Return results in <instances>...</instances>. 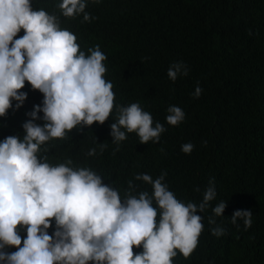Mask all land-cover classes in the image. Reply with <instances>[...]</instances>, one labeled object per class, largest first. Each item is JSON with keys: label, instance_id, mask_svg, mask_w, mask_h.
I'll list each match as a JSON object with an SVG mask.
<instances>
[{"label": "trees", "instance_id": "obj_1", "mask_svg": "<svg viewBox=\"0 0 264 264\" xmlns=\"http://www.w3.org/2000/svg\"><path fill=\"white\" fill-rule=\"evenodd\" d=\"M61 2L30 0L31 7L63 20L60 27L75 34L80 51L89 55V48L99 46L114 108L103 124L77 126L65 138L41 145L38 157L46 156L52 166L71 160L67 166L92 170L122 200L129 192L137 198L144 191L152 194L150 184L135 179L138 174L155 180L165 173L162 183L185 205L201 203L213 181L215 198L196 213L204 225L198 244L187 258L177 251L172 264H264V0H82L89 21L84 13L64 17L57 7ZM176 62L186 65L188 75L172 81L167 70ZM19 91L26 99L19 109L12 101L0 117L1 140L25 134L27 114L42 106L43 95L27 82ZM132 103L152 115L153 126L159 122L166 130L157 143L140 144L135 132L121 129L127 138L117 151L110 125L117 119L116 106ZM173 105L185 113L176 126L166 122ZM37 115L41 119L34 122L42 126L43 113ZM187 143L194 147L185 154L181 148ZM221 201L224 212L214 216ZM237 210H251L247 230L242 220L231 223ZM215 227L224 234L212 235ZM54 230L53 219L47 232ZM18 231L23 242L26 228ZM142 251L133 248L134 254Z\"/></svg>", "mask_w": 264, "mask_h": 264}, {"label": "clouds", "instance_id": "obj_2", "mask_svg": "<svg viewBox=\"0 0 264 264\" xmlns=\"http://www.w3.org/2000/svg\"><path fill=\"white\" fill-rule=\"evenodd\" d=\"M64 17L85 13L82 0H62L57 5ZM62 19L44 9L31 7L30 0H0V117L16 101L19 109L27 94L20 92L27 82L43 95L42 106H34L31 117L22 125L25 134L0 139V264H172L177 251L187 258L198 244L203 230L202 213L215 196L210 186L199 204L179 201L162 181L148 174L136 180L150 184L137 196L131 192L121 199L117 190L102 182V177L88 168L74 169L61 163L52 166L46 156L38 157L41 145L63 139L77 126L103 124L114 108L115 94L111 81L104 79L106 56L99 46L80 51L77 37L62 29ZM187 76L181 62L173 63L167 76L175 81ZM202 89L197 85L193 96ZM117 119L110 125L112 142L117 144L135 132L140 144L159 141L166 129L139 103L116 106ZM166 122L176 126L185 113L178 106L167 109ZM43 125L34 121L41 119ZM193 145H182L185 154ZM103 144H101V151ZM95 149L88 152L95 154ZM129 189L133 184L129 181ZM195 191H199L196 188ZM155 202L156 207L153 206ZM226 201L213 208L221 216ZM159 211V221L157 216ZM55 221V230L47 229ZM242 220L245 230L251 227V210H237L231 223ZM209 219V224H214ZM26 228V238L18 231ZM212 235L224 229L215 227ZM22 243V247L20 246ZM15 247V252L4 249ZM134 247L143 251L134 254Z\"/></svg>", "mask_w": 264, "mask_h": 264}]
</instances>
